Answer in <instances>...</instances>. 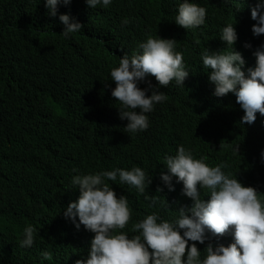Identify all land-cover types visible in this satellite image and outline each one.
<instances>
[{"label":"trees","instance_id":"trees-1","mask_svg":"<svg viewBox=\"0 0 264 264\" xmlns=\"http://www.w3.org/2000/svg\"><path fill=\"white\" fill-rule=\"evenodd\" d=\"M192 2L205 7L206 18L186 34L173 24L178 0H112L94 9L85 0H71L58 5L55 17L47 15L44 0H0V264H70L83 253L82 237L58 216L79 196L71 184L74 172L138 164L153 176L162 153L183 135L188 148L213 156V143L251 131L240 123L241 107L239 117L233 109L235 95L208 92L192 61L190 82L171 93L181 113L169 112L134 135L110 113L121 106L111 96L110 70L148 36L222 43V27L233 23L243 70L255 66L244 46L255 41L249 0ZM60 14L75 18L81 30L64 38ZM125 18L127 25L121 23ZM51 167L60 173L55 176ZM124 192L132 201L137 197ZM28 225L35 230L34 243L20 247Z\"/></svg>","mask_w":264,"mask_h":264},{"label":"clouds","instance_id":"clouds-1","mask_svg":"<svg viewBox=\"0 0 264 264\" xmlns=\"http://www.w3.org/2000/svg\"><path fill=\"white\" fill-rule=\"evenodd\" d=\"M249 2V14L256 21L250 33L255 41H245L244 46L250 48L255 66L246 72L233 23L222 27V43L180 41L170 34L148 36L137 52L124 54L118 67L110 70L115 82L111 96L121 105L110 113L127 134L145 132L169 112L183 111L181 104L174 109L171 93L190 82L194 73L189 61L203 75L208 92L216 97L235 95L238 105L233 109L239 117L241 107L240 123L251 131L213 143L215 152L209 159L195 155L183 135L162 153L153 176L138 164L74 172L71 184L79 196L58 215L71 233L82 237L83 253L70 264H264V192L258 195L255 183L244 186L230 178L242 169L264 182V0ZM70 3L44 0L52 17L57 16L58 5ZM85 3L92 9L106 8L112 0ZM205 18V7L178 0L173 24L188 34ZM59 21L66 39L83 26L68 14H60ZM121 23L130 21L125 18ZM51 170L55 176L60 173L55 167ZM125 190L136 199L132 201ZM34 231L31 225L23 229L20 247L33 245ZM227 231L233 242L230 237L222 239ZM41 255L50 258L47 251Z\"/></svg>","mask_w":264,"mask_h":264},{"label":"bare ground","instance_id":"bare-ground-1","mask_svg":"<svg viewBox=\"0 0 264 264\" xmlns=\"http://www.w3.org/2000/svg\"><path fill=\"white\" fill-rule=\"evenodd\" d=\"M223 141L220 140L218 143H222ZM198 153H196L195 155H197ZM212 154L211 153H207L206 156H204L205 159H209L211 158ZM230 178H238V180L244 185V186H250L251 183H255L256 184V189L258 190V195H263L264 192V183L262 182V180L260 179V177L258 175L253 174L250 170H242L240 169L237 172V175L230 176ZM189 207V206H186ZM181 208L180 205H177V215H179V209ZM160 217H163V214H160ZM231 232V229L229 230ZM229 231H227L225 234H223L224 236L222 237L223 240L228 239L230 237L231 241L233 242V237L232 235L229 236ZM206 242V241H205Z\"/></svg>","mask_w":264,"mask_h":264}]
</instances>
